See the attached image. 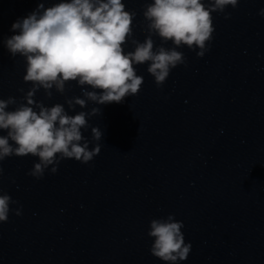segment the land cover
Returning <instances> with one entry per match:
<instances>
[{"label": "clouds", "instance_id": "9594fccd", "mask_svg": "<svg viewBox=\"0 0 264 264\" xmlns=\"http://www.w3.org/2000/svg\"><path fill=\"white\" fill-rule=\"evenodd\" d=\"M239 0H153L145 6L143 17L148 22V35L143 42L133 38L134 50L125 51L124 45L133 37L134 11L126 10L122 0H59L49 7L38 4L27 17L13 23L4 44L13 57L25 58L24 82L32 87L24 101L14 110L16 98L0 99V162L17 156L39 158L27 175L41 179L45 170L55 174L65 159L88 164L101 151L103 132L91 127L92 141L82 129L89 127V118L101 114L100 107L90 112L69 115L62 104L47 107L34 99L43 89L51 98V89L63 93L66 82H76L87 101L97 105L123 103L128 96L138 95L143 76L136 66L147 63V72L154 77L157 87L167 80L172 69L186 65L183 52L187 46L203 57L209 50L215 27L212 13H225L228 6L236 8ZM264 16V9L258 13ZM230 14L225 15L228 19ZM156 35L162 41L156 46ZM171 41L173 47H165ZM94 89L89 91L83 86ZM19 91L23 92V89ZM85 99L76 97L66 101L69 108L86 107ZM95 142L93 147H89ZM3 168L0 167V175ZM0 189V222H7L10 204H16ZM17 216L20 209L15 210ZM182 221L173 215L166 219H152L148 236L154 238L150 252L154 257L178 264L190 254L191 243H185Z\"/></svg>", "mask_w": 264, "mask_h": 264}]
</instances>
